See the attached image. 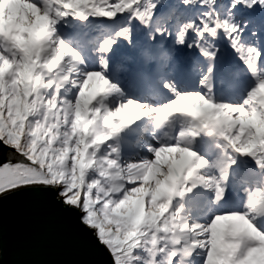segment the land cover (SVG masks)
I'll list each match as a JSON object with an SVG mask.
<instances>
[{
  "label": "snow or ice",
  "instance_id": "snow-or-ice-1",
  "mask_svg": "<svg viewBox=\"0 0 264 264\" xmlns=\"http://www.w3.org/2000/svg\"><path fill=\"white\" fill-rule=\"evenodd\" d=\"M0 144L111 264H264V0H0Z\"/></svg>",
  "mask_w": 264,
  "mask_h": 264
},
{
  "label": "water",
  "instance_id": "water-1",
  "mask_svg": "<svg viewBox=\"0 0 264 264\" xmlns=\"http://www.w3.org/2000/svg\"><path fill=\"white\" fill-rule=\"evenodd\" d=\"M57 192L20 187L0 194V264H111L82 213Z\"/></svg>",
  "mask_w": 264,
  "mask_h": 264
},
{
  "label": "rangeland",
  "instance_id": "rangeland-1",
  "mask_svg": "<svg viewBox=\"0 0 264 264\" xmlns=\"http://www.w3.org/2000/svg\"><path fill=\"white\" fill-rule=\"evenodd\" d=\"M82 215H83V213H82ZM92 231L94 232V229H92Z\"/></svg>",
  "mask_w": 264,
  "mask_h": 264
}]
</instances>
